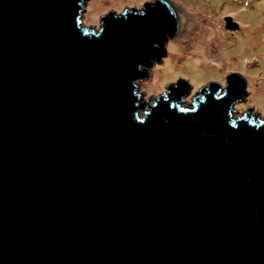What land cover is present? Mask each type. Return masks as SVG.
Instances as JSON below:
<instances>
[{
  "label": "water",
  "instance_id": "1",
  "mask_svg": "<svg viewBox=\"0 0 264 264\" xmlns=\"http://www.w3.org/2000/svg\"><path fill=\"white\" fill-rule=\"evenodd\" d=\"M87 1L0 0V264H264L245 77L192 108L179 78L149 103L137 81L179 33L173 4L111 10L96 31Z\"/></svg>",
  "mask_w": 264,
  "mask_h": 264
},
{
  "label": "rangeland",
  "instance_id": "2",
  "mask_svg": "<svg viewBox=\"0 0 264 264\" xmlns=\"http://www.w3.org/2000/svg\"><path fill=\"white\" fill-rule=\"evenodd\" d=\"M145 1L155 0H88L83 13L84 27L99 30L101 17L111 10L141 9ZM179 17V33L166 44L167 56L156 62L151 75L137 81L143 99L153 101L179 78L192 85L190 95L181 104L192 108L193 96L211 81L226 84L227 74L237 73L246 79L249 94L235 104V116L253 109L264 118V0H169ZM238 25H227V18ZM143 100V101H144ZM149 109L148 103L145 110Z\"/></svg>",
  "mask_w": 264,
  "mask_h": 264
}]
</instances>
